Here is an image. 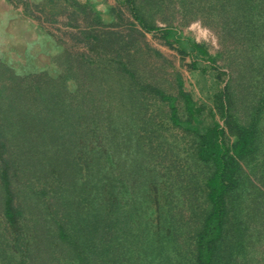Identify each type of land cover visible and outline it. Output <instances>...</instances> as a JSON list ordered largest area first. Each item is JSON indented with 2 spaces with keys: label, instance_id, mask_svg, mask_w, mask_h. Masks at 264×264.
I'll use <instances>...</instances> for the list:
<instances>
[{
  "label": "trees",
  "instance_id": "obj_1",
  "mask_svg": "<svg viewBox=\"0 0 264 264\" xmlns=\"http://www.w3.org/2000/svg\"><path fill=\"white\" fill-rule=\"evenodd\" d=\"M120 5L129 11L134 27L158 33L165 45L183 57L199 55L217 70L224 50H230L225 64L230 71L220 72L228 78H217L223 86L214 98L221 121L211 110L212 124L202 127L201 107L185 90L182 78H177V84L186 118L179 114L176 96L139 78L129 51L133 32L124 36L116 28L117 19L123 21ZM104 12L91 0L24 2V13L41 24L45 19L75 29L67 33L85 50L73 53L66 49L57 55L58 78L47 72L18 74L0 62V243L11 253L8 258L14 264H31L26 258L32 245L39 248V228L44 224L47 247L58 244L62 253L57 255L63 256L47 264H98L91 251L97 254L100 250L111 259L109 264H264V172L261 176L255 172L264 170L260 137L264 127V0H123L118 7L108 8L110 22ZM160 13L165 26L156 24ZM176 13L202 19L216 31L224 50L212 55L205 43L169 23L166 15ZM231 45L235 46L232 50ZM145 92L166 101L172 123L194 134L182 194L191 211L188 219L172 207L137 217L135 206V216L127 214L133 182L139 185L150 180L154 170L144 179L150 165L143 162V138L137 140L141 156L132 173L116 167V158L124 156L117 135L122 128L138 135L130 120L136 113L133 108L143 111ZM54 94L67 100L66 119L87 130L88 160L92 161L94 153L107 172H114V180L108 175L90 180L86 188L70 195L67 210L65 198L47 177L28 183L31 176L24 185L19 173L22 154L18 143L32 124L50 123L48 102H59ZM80 95L84 96L78 99ZM230 135L235 136L232 143ZM155 214L157 222L152 218ZM123 217L124 222L131 221L135 245L110 228ZM40 219L44 223L38 225ZM88 231L90 238L85 236ZM41 264L46 263L41 259Z\"/></svg>",
  "mask_w": 264,
  "mask_h": 264
},
{
  "label": "rangeland",
  "instance_id": "obj_2",
  "mask_svg": "<svg viewBox=\"0 0 264 264\" xmlns=\"http://www.w3.org/2000/svg\"><path fill=\"white\" fill-rule=\"evenodd\" d=\"M39 1L41 0H0V62H4L18 74L47 72L50 76L58 78L60 60L57 55L66 49L78 53L83 52L85 48L81 44H77L67 33L75 32V29H68L62 23L47 22L45 19L41 24L38 19L24 13V2ZM91 1L95 2L100 9L105 10L104 18L107 22H110L111 19L106 14L108 8L111 6L118 7V1L122 3L123 0ZM119 9L123 21L117 19L116 28L124 36L133 32L132 35L135 38L129 51L133 53V64L131 66L136 68L140 75L139 78H144L167 94L176 96L178 98L179 114L186 118L184 102L179 96L177 84V78H182L185 90L191 94L197 106L201 107L202 127H208L212 124L213 115L211 110L215 114L214 118L221 121L215 108L214 98L223 86V81L217 78H223V80L228 78L220 72L230 71L225 64L226 57L230 56L231 53H229L230 50L223 49L216 31L205 25L202 19L193 18L190 15L181 13H176L174 16L166 15L169 19L168 22L177 26L186 36H190L200 43H205L210 54L214 55L220 50H224V57L217 62L219 66L217 70L212 68L207 59H202L199 55L183 57L176 49L165 45L158 33L144 32L139 25L134 27L130 22L133 19L125 6L120 5ZM37 14L44 16L39 11ZM163 17L162 13L157 15L156 24L158 26L167 25L162 20ZM234 47L231 45L230 49L232 50ZM157 51L161 55H158ZM54 96L57 97L59 102H48L47 106L50 107V111L47 115L50 118V123L44 126L32 124L24 139L20 144L18 143L19 148L17 149L18 151L21 150L22 154L19 159V173L22 182L25 183L24 185L27 184L26 181L31 176L28 183L32 179L35 183H38L37 179L39 177H47L46 179L51 184H56L58 192L65 198L63 200L65 206L63 207L67 210V198L70 195L74 194L75 191L78 192L82 187L86 188L90 180L95 181L97 178L106 175L111 177V181L114 180L112 175L114 172H107L106 165L98 163V157L94 153H91L92 161L88 160L91 150L87 144V130L80 126L78 122L66 119L67 100L63 99L60 94H54ZM82 96L84 95L78 96V99H81ZM144 97L145 106H143V111L137 112L136 110L139 109L133 108L132 110L136 113L131 114L134 116L131 119L134 120H130L131 127L138 135L128 129L125 132L123 128L117 135L118 144L121 145L120 148L124 156L116 158V167L123 171L127 169L129 174L132 173L136 161L141 156L137 140L143 138L142 145L146 151L143 162L145 161L146 165H150V170H146L144 179L147 177V172L154 171L149 173L153 174L150 180L141 181L142 184L139 185L142 186L135 182H133V185L131 184L135 187H131V196L128 198L131 204L127 209L128 213H126L129 216L131 214L135 216L133 209L138 208L139 212H136L138 217L145 215L147 212L151 213L153 209L168 211L172 207V210L181 212L184 214L183 217L188 219L191 211L185 204L182 194L184 185L187 182L186 171L189 170V164L192 160L190 155L195 147L194 134L172 123L169 118V105L166 101H162L150 92H145ZM127 113H129L128 110ZM262 123H264V120ZM260 137L264 141V127L260 128ZM234 139L235 136L230 135L229 143H232ZM88 162L92 163L88 164ZM127 172L123 175L128 176ZM255 172L257 176H261L264 170L258 168ZM106 183L108 189V182ZM136 196L139 197L136 198ZM102 209L104 210L103 207ZM72 210L75 211L76 208L73 207ZM122 211H125V209ZM41 213L43 214L42 209H40ZM157 214L152 216L156 222ZM124 220L123 217L122 220L111 223L110 228L113 234L115 232L116 234L119 233V236L132 240L133 245H135L136 237L130 234L133 227L131 221L127 223L128 221L124 222ZM79 222L83 221L80 219ZM39 223H44V221L40 219L38 225ZM45 228L44 224L40 225V238L37 240L39 248L35 249L32 245L29 256L26 258L31 264H41V259L46 264L52 261L54 263L63 258V256L57 255V252L62 253L58 244L57 248L47 247L48 236L45 235ZM103 228H106V226L103 225ZM85 236L90 238L92 234L88 231ZM125 243L127 244L126 241ZM70 249L68 252L73 253ZM63 253L65 252L63 251ZM91 253L98 259V264H101L102 261H107V264H109L111 261V259H107V254L103 253L102 250L97 254L93 251ZM9 255L11 253L1 242L0 264H14L13 259L8 258ZM87 261L89 262L88 257ZM74 262H77V260L74 259Z\"/></svg>",
  "mask_w": 264,
  "mask_h": 264
}]
</instances>
